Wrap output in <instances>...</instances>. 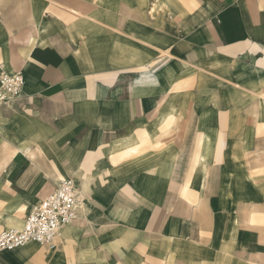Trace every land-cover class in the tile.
Here are the masks:
<instances>
[{
    "label": "crops",
    "instance_id": "1",
    "mask_svg": "<svg viewBox=\"0 0 264 264\" xmlns=\"http://www.w3.org/2000/svg\"><path fill=\"white\" fill-rule=\"evenodd\" d=\"M0 231L62 180L58 247L0 264H264V0H0Z\"/></svg>",
    "mask_w": 264,
    "mask_h": 264
},
{
    "label": "built area",
    "instance_id": "2",
    "mask_svg": "<svg viewBox=\"0 0 264 264\" xmlns=\"http://www.w3.org/2000/svg\"><path fill=\"white\" fill-rule=\"evenodd\" d=\"M23 71L0 75V103L18 96L24 84ZM79 217L76 186L62 180L56 188L28 214L21 229L9 228L0 231V251L25 246L33 241L49 249L58 247L61 227Z\"/></svg>",
    "mask_w": 264,
    "mask_h": 264
}]
</instances>
